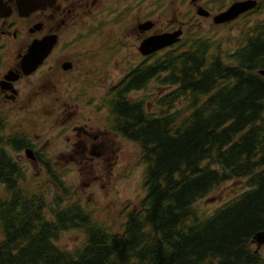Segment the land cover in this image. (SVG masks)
<instances>
[{
  "label": "trees",
  "instance_id": "1",
  "mask_svg": "<svg viewBox=\"0 0 264 264\" xmlns=\"http://www.w3.org/2000/svg\"><path fill=\"white\" fill-rule=\"evenodd\" d=\"M241 35L230 52L197 34L185 39L183 55L151 66L146 82L155 72L161 86L174 87L158 113L128 100V91L113 97L107 110L115 131L139 145L147 166L146 196L119 226L65 204L68 188L50 167L62 197L48 219L46 189L44 198L18 184L26 177L5 150L11 140L2 118L0 187L8 196L0 198V264H264V245L253 246L264 237V21ZM241 181V192L201 213L199 203L215 190ZM71 229L84 241L59 247Z\"/></svg>",
  "mask_w": 264,
  "mask_h": 264
},
{
  "label": "flooded vegetation",
  "instance_id": "2",
  "mask_svg": "<svg viewBox=\"0 0 264 264\" xmlns=\"http://www.w3.org/2000/svg\"><path fill=\"white\" fill-rule=\"evenodd\" d=\"M246 1L257 5L235 20L215 24L217 15ZM201 8L208 15H201ZM255 14L264 19V0H28L27 8L18 0H0V136L3 118L11 140L5 150L17 164L11 153L31 150L36 160L26 158L45 172L52 164L45 124L53 120L51 128L66 137L67 155L79 156L80 165L92 163L113 149L114 134L123 137L112 118L98 128V108L108 118L115 94L128 91V100L149 114L158 113L153 110L166 96L161 95V75L154 72L146 82V71L162 58L183 55L185 39L203 35V25L234 26L241 32V20ZM176 32L181 36L175 44L142 52L146 40ZM51 41V52L45 55ZM154 83L160 91L135 97ZM3 196L8 195L1 186Z\"/></svg>",
  "mask_w": 264,
  "mask_h": 264
},
{
  "label": "rangeland",
  "instance_id": "3",
  "mask_svg": "<svg viewBox=\"0 0 264 264\" xmlns=\"http://www.w3.org/2000/svg\"><path fill=\"white\" fill-rule=\"evenodd\" d=\"M183 10L186 6L179 4ZM257 21H264L259 15H253L251 18L241 20V32L233 27L219 28L213 24L203 25L200 31L203 35L214 37L222 42L225 51L234 52L243 42L242 30L244 26H253ZM160 89L157 85L151 84L144 93H138L135 97H143L144 95H152ZM172 89L161 86V95H167ZM104 92H98V96ZM178 106H181L179 104ZM152 106H150V109ZM153 111H158L154 108ZM99 114L94 118L99 129L104 126L107 113ZM45 124V138H49L51 144L48 146L51 170L58 175V179H62L68 188V198H64L66 204L79 203L86 211L93 215V218L107 223V225L119 226L125 220V215L146 196L144 187V175L147 166L142 162V151L139 145L131 142L119 135H113V149L104 155L97 156L92 163H80L79 156L67 155L66 137H63L58 130ZM49 129V130H48ZM12 156L20 161V165L24 166L25 183L23 188L32 194H43L45 197V189L49 193L48 202V219H52L51 208H56L55 200L62 197L61 190L57 184L49 176L47 169L45 172L40 171L37 161L31 162L26 155H18L11 153ZM21 166V167H22ZM244 182L226 183L207 198L199 203L201 213L208 214L226 203L228 200L236 196L242 191ZM203 214V215H204ZM2 236L0 234V240ZM85 236L80 230L71 229L63 231L56 241V244L63 249L72 250L82 244ZM255 248L258 244L255 242Z\"/></svg>",
  "mask_w": 264,
  "mask_h": 264
},
{
  "label": "water",
  "instance_id": "4",
  "mask_svg": "<svg viewBox=\"0 0 264 264\" xmlns=\"http://www.w3.org/2000/svg\"><path fill=\"white\" fill-rule=\"evenodd\" d=\"M27 1L28 0H18L20 5L22 6V8H27ZM256 5H257L256 1L237 2V3L233 4L224 13L217 15L215 17V24L220 25V24H224V23L230 22L232 20H235L240 15L253 10L256 7ZM199 12L201 15H204V14L208 15V12L206 10H204L203 8H201L199 10ZM148 27H149L148 24L145 25V28H148ZM180 36H181V32H176L172 35H162V36L150 38L142 44L141 50L144 54L153 53L155 51L160 50L161 48L175 44L176 42H178L180 40ZM53 42L54 41H51V45H50L49 49L46 51L45 55L49 54L51 52V49L53 46L52 44H54ZM46 43H47V40H46ZM259 73H260V75H262L264 77V70H261ZM27 153H29L31 155L33 160H36V158H35V156L31 150H28ZM258 236L256 237V243L258 244L257 250H259L264 245L263 235H258Z\"/></svg>",
  "mask_w": 264,
  "mask_h": 264
},
{
  "label": "bare ground",
  "instance_id": "5",
  "mask_svg": "<svg viewBox=\"0 0 264 264\" xmlns=\"http://www.w3.org/2000/svg\"><path fill=\"white\" fill-rule=\"evenodd\" d=\"M26 156L30 159V160H33L31 155L29 153L26 152Z\"/></svg>",
  "mask_w": 264,
  "mask_h": 264
}]
</instances>
